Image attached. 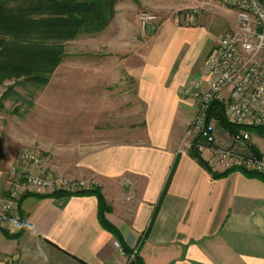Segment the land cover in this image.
<instances>
[{"label": "crops", "instance_id": "1", "mask_svg": "<svg viewBox=\"0 0 264 264\" xmlns=\"http://www.w3.org/2000/svg\"><path fill=\"white\" fill-rule=\"evenodd\" d=\"M162 5L117 0L113 18L93 36L112 60L109 72L134 86L129 125L116 134L94 125L93 148L54 151L59 163L49 164L93 183L106 205L104 217L143 264H264V179L240 170L214 177L189 152H177L194 112L182 89L217 42L207 23L182 15L160 18L140 33L136 13ZM217 138L248 152L226 131ZM200 156L207 162L206 151ZM8 165L0 152V199ZM20 211L18 234L0 229V264L128 263L116 236L102 226L93 193H26Z\"/></svg>", "mask_w": 264, "mask_h": 264}, {"label": "rangeland", "instance_id": "2", "mask_svg": "<svg viewBox=\"0 0 264 264\" xmlns=\"http://www.w3.org/2000/svg\"><path fill=\"white\" fill-rule=\"evenodd\" d=\"M162 4L161 10L142 9L136 13L140 33L146 29L139 25L141 12L156 15L150 25L170 15L207 23L215 43L235 24L234 11L220 0H162ZM95 35L82 32L66 41L61 61L45 84L0 75V152L9 164L6 177L18 153L33 150L43 158L47 171L75 178L51 168V161L59 163L54 151H89L93 148L94 125L101 131L112 128L116 134L133 119L134 86L109 72L115 67L101 53L105 50L93 42ZM214 126L216 136H224L222 124L218 121ZM246 131L249 143L264 159V130L250 127Z\"/></svg>", "mask_w": 264, "mask_h": 264}, {"label": "built area", "instance_id": "3", "mask_svg": "<svg viewBox=\"0 0 264 264\" xmlns=\"http://www.w3.org/2000/svg\"><path fill=\"white\" fill-rule=\"evenodd\" d=\"M235 13L232 30L219 38L206 55L198 75L182 89L194 112L180 141L178 153L192 149L208 153L207 162L222 170L237 168L264 176V159L248 148L249 133L229 134L233 144L247 153L220 144L215 134L216 108L234 125L264 127V0H220ZM156 15L141 12L145 29ZM43 158L33 150L20 151L7 171L5 194L0 199V229L16 235L23 226L20 200L26 193H85L94 189L87 179L68 178L47 171ZM115 247L125 252L118 241ZM135 251H133L134 253ZM132 257V255H130Z\"/></svg>", "mask_w": 264, "mask_h": 264}, {"label": "trees", "instance_id": "4", "mask_svg": "<svg viewBox=\"0 0 264 264\" xmlns=\"http://www.w3.org/2000/svg\"><path fill=\"white\" fill-rule=\"evenodd\" d=\"M116 2L117 0H0V75L45 84L61 61L65 42L82 32L97 33L104 29L113 18ZM215 108L216 118L228 134L250 128L229 123L220 108ZM251 128L264 130L260 126ZM248 148L261 158L253 145L249 143ZM189 153L214 177L240 170L247 176L264 179L262 175L237 168L216 173L198 151L192 149ZM85 193L97 196L99 220L105 229L116 236L128 256L127 264H143L136 252L133 253V250L123 244L117 229L104 217L106 205L100 191L94 188Z\"/></svg>", "mask_w": 264, "mask_h": 264}]
</instances>
